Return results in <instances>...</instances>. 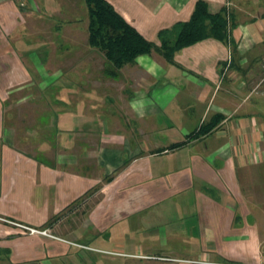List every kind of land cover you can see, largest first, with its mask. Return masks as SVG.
Returning a JSON list of instances; mask_svg holds the SVG:
<instances>
[{
    "label": "crops",
    "instance_id": "crops-1",
    "mask_svg": "<svg viewBox=\"0 0 264 264\" xmlns=\"http://www.w3.org/2000/svg\"><path fill=\"white\" fill-rule=\"evenodd\" d=\"M19 1L0 0V264H264V0H202L224 10L226 42L205 38L173 62L153 50L117 70L86 34L51 25L63 35L50 41L46 69L66 113L53 123L73 134L64 149L78 140L77 157L93 159L77 169L17 148L6 124L11 91L34 84L6 37L76 10L71 0H26L22 22ZM107 1L159 44L198 0ZM214 118L210 132L171 147Z\"/></svg>",
    "mask_w": 264,
    "mask_h": 264
},
{
    "label": "rangeland",
    "instance_id": "rangeland-1",
    "mask_svg": "<svg viewBox=\"0 0 264 264\" xmlns=\"http://www.w3.org/2000/svg\"><path fill=\"white\" fill-rule=\"evenodd\" d=\"M71 0L70 8L75 9L73 14L61 15V12H56L54 19L47 18L48 12L43 18H37L34 20L35 25L39 26V32L33 33V27L29 24L28 16L25 15V9L27 10L28 2L26 0H20L17 2L19 6V12L21 19L19 21H28L27 24H23L18 27L15 32L13 31L9 36L6 37V47L10 49L9 51L12 55H17L18 57H23V65L27 66L31 75V78L34 79L33 83H27L23 85L20 89V86L13 87V91L9 95L7 102L5 103V111L7 112L9 119H7V125L13 128V138H15V146L23 151L37 155L38 159L41 161L49 163H58L70 164V168H80L84 163L87 165L92 164V158L86 157L79 158L77 157V147L78 140L75 146H71L67 149L62 147V138H68L70 135L65 132L57 130L55 124L53 123L62 118L65 112L62 110L63 102L59 96L61 95V90L58 91V86H54L49 83L52 76L47 71L48 65V47L50 41L57 36H62L63 33L71 34H86L87 35V9L83 0ZM34 16V15H33ZM59 17V18H58ZM65 28L61 27L63 25ZM54 27L55 29L61 27L63 33L55 32V29H50ZM50 26V27H48ZM69 31V32H68ZM35 34L39 41L35 40ZM17 35L21 36V39H17ZM55 36V37H54ZM83 37V35H82ZM56 45V44H55ZM66 44L63 43L60 47H64ZM15 50L16 54L11 50ZM66 56V55H65ZM68 57L65 60L61 61L58 59L59 63L62 62L65 64H70L74 62L77 58V55L74 53L67 55ZM35 65L36 69L31 65ZM51 63V62H50ZM57 65V62H54ZM35 71H38L35 74ZM50 76V77H48ZM60 85V84H59ZM58 98V99H57ZM88 107V106H87ZM92 108V107H91ZM96 108V107H94ZM103 117L106 114H102ZM62 126V125H61ZM54 135V137H53ZM72 138V137H71ZM73 138H76L74 136ZM74 141V140H73ZM89 142V141H88ZM73 168V169H74ZM90 173V171H87ZM88 197V194H86ZM85 196V197H86ZM42 229V228H40ZM26 235L36 236L37 234L31 235L28 231L23 230ZM122 232V231H121ZM121 232L118 236L123 237ZM42 236V235H38ZM45 237V236H42ZM117 237V236H115ZM128 237V236H125ZM131 237V236H130ZM47 238V237H46ZM82 249V248H81ZM85 250L94 251L97 254L102 256H114L116 253L112 250H101L92 248L91 246H86L83 248Z\"/></svg>",
    "mask_w": 264,
    "mask_h": 264
},
{
    "label": "trees",
    "instance_id": "trees-1",
    "mask_svg": "<svg viewBox=\"0 0 264 264\" xmlns=\"http://www.w3.org/2000/svg\"><path fill=\"white\" fill-rule=\"evenodd\" d=\"M83 1L88 17L87 44L102 53L114 70L133 63L136 57L147 55L153 50L160 52L169 62H173L174 53L183 47L208 37L226 42L229 36L227 21L223 16L224 10L211 13L207 2L202 0L196 2L191 18L187 22L177 23L171 31L163 30L159 33V44L146 40L107 0ZM217 120L218 118H214L213 121L201 123L186 140L171 147L185 145L190 139L199 138L200 135L210 132Z\"/></svg>",
    "mask_w": 264,
    "mask_h": 264
},
{
    "label": "built area",
    "instance_id": "built-area-1",
    "mask_svg": "<svg viewBox=\"0 0 264 264\" xmlns=\"http://www.w3.org/2000/svg\"><path fill=\"white\" fill-rule=\"evenodd\" d=\"M0 220L8 221V220L2 219V218H0ZM14 224L16 226H18L19 228L28 231V233L31 234V235L37 234V235L45 236V237L50 238V239H58L54 235H52L47 229H40V228H35V227H29V226H26V225H22V224H19V223H15V222H14ZM75 245L78 246L79 248H86V246H84V245H80V244H75ZM201 263H207V262H201Z\"/></svg>",
    "mask_w": 264,
    "mask_h": 264
}]
</instances>
